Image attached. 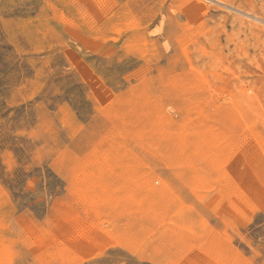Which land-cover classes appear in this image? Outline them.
Instances as JSON below:
<instances>
[{"label":"rangeland","instance_id":"rangeland-1","mask_svg":"<svg viewBox=\"0 0 264 264\" xmlns=\"http://www.w3.org/2000/svg\"><path fill=\"white\" fill-rule=\"evenodd\" d=\"M0 264H264V0H0Z\"/></svg>","mask_w":264,"mask_h":264},{"label":"bare ground","instance_id":"bare-ground-1","mask_svg":"<svg viewBox=\"0 0 264 264\" xmlns=\"http://www.w3.org/2000/svg\"><path fill=\"white\" fill-rule=\"evenodd\" d=\"M194 2V1H193ZM175 7V6H174ZM163 20H164V18H162ZM166 21V20H165ZM163 23V22H162ZM161 30H162V27H161V25H160V27H159V29L157 30V31H155V30H153V31H151L150 32V34H155V32H161ZM82 31V30H81ZM261 52V51H260ZM195 87V86H194ZM193 95V94H192ZM194 96V95H193ZM92 183V182H91Z\"/></svg>","mask_w":264,"mask_h":264}]
</instances>
